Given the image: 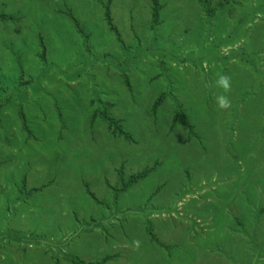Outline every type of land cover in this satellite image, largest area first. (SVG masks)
<instances>
[{
  "label": "rangeland",
  "instance_id": "374dc122",
  "mask_svg": "<svg viewBox=\"0 0 264 264\" xmlns=\"http://www.w3.org/2000/svg\"><path fill=\"white\" fill-rule=\"evenodd\" d=\"M107 2L0 0V264L245 263L264 89H214L202 61L264 0H161L158 23L153 0H114L126 51Z\"/></svg>",
  "mask_w": 264,
  "mask_h": 264
},
{
  "label": "crops",
  "instance_id": "0c3cea01",
  "mask_svg": "<svg viewBox=\"0 0 264 264\" xmlns=\"http://www.w3.org/2000/svg\"><path fill=\"white\" fill-rule=\"evenodd\" d=\"M253 15H255L253 20H245V29L241 33L233 35L228 31V39H231L217 46L220 47L219 56L203 59V66L211 67L212 88L223 89L217 81L220 76H226L229 79L228 89H264V38L261 36L264 25L256 31L253 28L259 23L264 24V11L254 9ZM256 32L258 33L255 37ZM221 40L216 42L220 43ZM242 253L244 258L247 257L242 264H264V247L259 251H242Z\"/></svg>",
  "mask_w": 264,
  "mask_h": 264
},
{
  "label": "trees",
  "instance_id": "16d2710c",
  "mask_svg": "<svg viewBox=\"0 0 264 264\" xmlns=\"http://www.w3.org/2000/svg\"><path fill=\"white\" fill-rule=\"evenodd\" d=\"M114 0H108L107 2V6H106V13H105V16H106V20L108 22V24H110V27L112 30H114L116 33H117V37L118 39L123 42L122 40V37H121V34L119 33L117 27L113 24V18H112V11H111V5H112V2ZM161 10H162V5H161V0H153V21L154 23H158L159 22V19H160V15H161ZM0 18L2 19H13L14 17L12 15H8V14H4V13H0ZM122 45L124 46V49L125 51L128 50V48L130 47H127L126 43L123 42ZM120 62V61H119ZM117 67H118V64H117ZM22 80L19 82L20 86H24L25 88H27V86H29L31 84V80L29 79V81H25L24 80V76L22 75ZM1 89H3L2 87L0 88V91H2ZM6 99V100H5ZM5 100V101H4ZM7 100H11V98L7 97V95H3L0 97V111L2 109V107L5 105L6 101ZM111 106V104H109ZM107 110L109 111V108H107ZM24 115V113H22ZM106 121L111 125V126H118V121H115L111 115L107 112V115L105 117ZM149 172H145V173H139L137 175H133L130 180H129V184L132 183V185L136 182H138L139 180H141L142 178H144ZM39 188H35V189H32L31 192H35V191H38Z\"/></svg>",
  "mask_w": 264,
  "mask_h": 264
},
{
  "label": "clouds",
  "instance_id": "9594fccd",
  "mask_svg": "<svg viewBox=\"0 0 264 264\" xmlns=\"http://www.w3.org/2000/svg\"><path fill=\"white\" fill-rule=\"evenodd\" d=\"M217 83L225 91L228 90V88H229V79H228V77L220 76L218 81H217ZM217 103H218V106L221 109L227 108L229 106V101L227 100V98L224 95H220V96L217 97Z\"/></svg>",
  "mask_w": 264,
  "mask_h": 264
}]
</instances>
